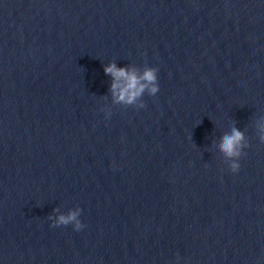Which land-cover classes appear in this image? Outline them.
Instances as JSON below:
<instances>
[{
    "label": "clouds",
    "instance_id": "1",
    "mask_svg": "<svg viewBox=\"0 0 264 264\" xmlns=\"http://www.w3.org/2000/svg\"><path fill=\"white\" fill-rule=\"evenodd\" d=\"M105 73L113 77L111 92L116 103L127 105L137 104L144 108L146 105L142 99L145 92L148 95L155 96L160 88L158 83V69L156 67H147L142 74L135 68H120L113 62L104 69ZM111 114H109L110 116ZM260 131L264 133V124H261ZM219 145L220 151L230 160L229 167L233 173H238L241 169L240 159L247 155L245 149L251 147L246 141L245 135L239 129L233 127L231 134L225 135ZM260 141L264 143V135L260 136ZM58 215L50 216L52 227L74 225L75 231L82 230L86 225L80 220L82 209L77 207L64 214L60 209H55Z\"/></svg>",
    "mask_w": 264,
    "mask_h": 264
}]
</instances>
